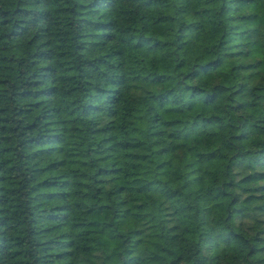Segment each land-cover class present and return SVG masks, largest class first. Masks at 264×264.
I'll return each instance as SVG.
<instances>
[{
	"label": "trees",
	"instance_id": "16d2710c",
	"mask_svg": "<svg viewBox=\"0 0 264 264\" xmlns=\"http://www.w3.org/2000/svg\"><path fill=\"white\" fill-rule=\"evenodd\" d=\"M0 264H264V0H0Z\"/></svg>",
	"mask_w": 264,
	"mask_h": 264
},
{
	"label": "rangeland",
	"instance_id": "374dc122",
	"mask_svg": "<svg viewBox=\"0 0 264 264\" xmlns=\"http://www.w3.org/2000/svg\"><path fill=\"white\" fill-rule=\"evenodd\" d=\"M156 15L155 10L152 12L151 17H149L146 20V27L148 30L150 31H154V32H161L164 35L167 36H172V32H173V28H174V24L173 23H166V24H157L155 23V19L154 16ZM220 33V30L218 27H216L213 24H209L207 26H205L204 28H200L196 31H190L189 33V43L183 47V52L185 53H189V52H199L201 51L202 48V44L204 42V40L206 38H211V37H215L217 36V34ZM132 54H136L141 56L142 58L145 59H149V58H153L158 64L163 65V66H169L172 64L175 55L172 52V50L170 49V47H164L162 49H159L157 51H148L145 48H135V49H130V50H126L124 52V54L121 56V60H127L129 59V57ZM226 126V125H225ZM227 130H229V126L227 125ZM203 141L206 145L211 144L213 142V138H207L204 137ZM207 166H210L212 168L216 167V161L214 162H210L208 163ZM196 188L193 187L190 189V192H196ZM212 189L209 190H202L204 199L207 202H210L212 196ZM180 202L184 201V197H180L178 199ZM187 236H189L190 238H194L193 233H191L190 231L186 232ZM191 240V239H190ZM183 247L179 246V250L181 251H185V249H182Z\"/></svg>",
	"mask_w": 264,
	"mask_h": 264
}]
</instances>
